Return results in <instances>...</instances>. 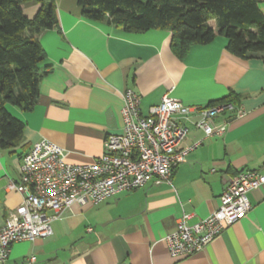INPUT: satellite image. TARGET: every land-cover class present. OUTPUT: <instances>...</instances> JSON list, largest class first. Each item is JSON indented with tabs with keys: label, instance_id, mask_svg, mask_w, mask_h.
<instances>
[{
	"label": "crops",
	"instance_id": "obj_1",
	"mask_svg": "<svg viewBox=\"0 0 264 264\" xmlns=\"http://www.w3.org/2000/svg\"><path fill=\"white\" fill-rule=\"evenodd\" d=\"M54 1L57 26L37 36L46 58L38 68L36 103L30 111L5 105L24 127L14 148L0 147V225L22 201L8 184L19 182L21 158L31 145L47 138L65 149L67 162H92L105 137L122 132L123 89L140 95L144 114L166 91L190 107L235 95L245 114L225 115V132L190 151L171 183L148 182L96 205L74 202L52 220L51 236L14 243L8 263L264 264V187L249 193L252 209L201 251L175 258L163 242L183 212L194 222L217 209L238 171L264 172V61L235 56L220 34L180 58L171 51L168 30L127 32L85 18L77 0ZM257 4L264 15V0ZM21 6L30 19L39 8L35 1ZM187 127L180 147L203 137L191 123Z\"/></svg>",
	"mask_w": 264,
	"mask_h": 264
},
{
	"label": "built area",
	"instance_id": "obj_2",
	"mask_svg": "<svg viewBox=\"0 0 264 264\" xmlns=\"http://www.w3.org/2000/svg\"><path fill=\"white\" fill-rule=\"evenodd\" d=\"M122 101V132L107 135L102 154L92 162H67L65 149L47 138L36 141L24 153L19 182L8 184L21 193L22 201L0 225V264H9L14 243L51 236L52 220L74 202L96 205L148 182L171 183L174 168L187 160L190 151L204 139L225 132V115L245 114L240 102L190 107L170 91L146 114L141 112L140 95L133 89H123ZM192 114L198 116L196 121L190 120ZM188 123L202 130L203 137L180 147L189 131ZM260 187H264V172L238 171L223 187L212 213L194 222L189 213L179 215L174 230L163 238L168 254L177 258L201 251L252 209L249 193Z\"/></svg>",
	"mask_w": 264,
	"mask_h": 264
},
{
	"label": "trees",
	"instance_id": "obj_3",
	"mask_svg": "<svg viewBox=\"0 0 264 264\" xmlns=\"http://www.w3.org/2000/svg\"><path fill=\"white\" fill-rule=\"evenodd\" d=\"M28 1L39 4L31 19L21 6ZM77 4L85 18L107 21L127 32L170 31L171 51L180 58L193 44H207L220 34L235 56L264 61V15L257 9V0H77ZM55 26L54 0H0L1 148L11 149L19 142L24 124L5 105L22 111L34 107L38 68L46 58L37 36ZM236 98L229 95L218 101L237 103Z\"/></svg>",
	"mask_w": 264,
	"mask_h": 264
}]
</instances>
